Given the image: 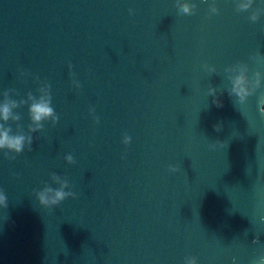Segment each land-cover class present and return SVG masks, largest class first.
Returning a JSON list of instances; mask_svg holds the SVG:
<instances>
[{
    "label": "water",
    "instance_id": "obj_1",
    "mask_svg": "<svg viewBox=\"0 0 264 264\" xmlns=\"http://www.w3.org/2000/svg\"><path fill=\"white\" fill-rule=\"evenodd\" d=\"M239 2L0 0V105L26 137L0 149V264H260L264 0ZM49 96L58 121L30 131ZM53 174L74 197L48 209Z\"/></svg>",
    "mask_w": 264,
    "mask_h": 264
},
{
    "label": "clouds",
    "instance_id": "obj_2",
    "mask_svg": "<svg viewBox=\"0 0 264 264\" xmlns=\"http://www.w3.org/2000/svg\"><path fill=\"white\" fill-rule=\"evenodd\" d=\"M254 0H243V2L238 3L239 10H247L253 5ZM194 5L183 3L179 5V10L181 14L185 15H192ZM259 10L264 11V4H261L260 7H258ZM211 12H216V7H211ZM131 15V11H130ZM252 21H256L257 17L254 15L252 18ZM256 57H253L252 59H255ZM206 67V65H204ZM71 68V65L69 66ZM243 71H246V69L242 70L241 74L236 76L235 78L229 77V80L231 82V88L228 91L229 96H234L238 98V103L243 105L247 98L250 96H253L257 89L261 87V80L262 76L260 72H256V83L255 86L252 88H249L248 81L246 76L243 74ZM217 94V89L215 87L209 86L208 95L209 96H215ZM7 95V93H5ZM29 98L33 99L31 95L29 94ZM261 102H264L262 100ZM21 103H24L23 101ZM213 103L216 104L217 107L222 106L218 100H214ZM19 107L16 102H11V107L9 106V102H5L3 105H0V149H6L8 152H12L15 154H20L23 152L25 148V140L26 137L22 133L16 132L13 134L12 127L9 125V121L12 123H17L20 120V116L18 114H13L12 108ZM261 113L264 114V108H262ZM28 113L30 117L31 124L29 126L30 131H40L43 128V121H46L48 119H52L54 125L58 121V117L54 112V109L51 107V96L47 100L41 99L39 101H34L30 104L28 108ZM32 125H35L36 127L33 128ZM19 127V125L17 126ZM216 131H220V125L216 126ZM28 144H29V150L30 146L32 144V138L29 136L27 138ZM130 141V138H125L124 143L127 144ZM217 143L223 144L220 141H217ZM65 161L68 164H74L75 161L73 159L72 155H67L65 157ZM172 172H178L180 171L179 167H171L170 169ZM53 179L60 183V187L58 189H53L51 187H46L43 191L36 193L37 199L39 201V204L43 206L44 208H54L55 206L59 205L62 201L69 197H74V193L71 191H64L65 188H69V184L66 179L61 181L60 177L53 174ZM0 207H7V201L6 196L3 193H0ZM190 264H196L195 258L192 259ZM260 264H264V258H261Z\"/></svg>",
    "mask_w": 264,
    "mask_h": 264
}]
</instances>
